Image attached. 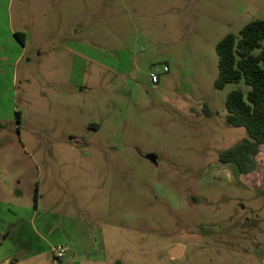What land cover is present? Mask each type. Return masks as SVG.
Instances as JSON below:
<instances>
[{"label": "rangeland", "instance_id": "obj_1", "mask_svg": "<svg viewBox=\"0 0 264 264\" xmlns=\"http://www.w3.org/2000/svg\"><path fill=\"white\" fill-rule=\"evenodd\" d=\"M0 17V41L8 20L25 34L0 74V264H259L260 169L218 160L247 136L226 97L250 88L214 82L217 42L264 0H9Z\"/></svg>", "mask_w": 264, "mask_h": 264}, {"label": "trees", "instance_id": "obj_2", "mask_svg": "<svg viewBox=\"0 0 264 264\" xmlns=\"http://www.w3.org/2000/svg\"><path fill=\"white\" fill-rule=\"evenodd\" d=\"M14 36L24 43V33L14 32ZM215 52L218 58L215 88L222 89L228 83L239 81L250 88L246 94L233 90L226 97L227 122L244 128L247 136L218 156L220 162L235 163L239 174H247L254 170L255 156L264 144V20L246 23L237 36L225 35L217 42ZM207 115L211 113L207 111ZM113 264L122 262L116 260Z\"/></svg>", "mask_w": 264, "mask_h": 264}, {"label": "crops", "instance_id": "obj_3", "mask_svg": "<svg viewBox=\"0 0 264 264\" xmlns=\"http://www.w3.org/2000/svg\"><path fill=\"white\" fill-rule=\"evenodd\" d=\"M9 0H0V10H7ZM3 17H0V24H3L4 21H2ZM8 20V18H7ZM7 27L9 31V35H13V37L7 38L6 40H1L0 41V74L4 73L1 69L4 68L6 70L11 69L16 63H18L23 57V51H24V43H25V38H24V43L21 44L17 38L14 36V32H19V31H12L10 27L9 20L7 21ZM6 74L8 72H5ZM2 83H0V88L2 87ZM255 168L260 169L253 178V181H255V187L257 190L261 189L260 187L264 186V144L260 146L258 154L255 156ZM253 170V171H254ZM252 172V171H251ZM249 172V173H251ZM247 173V174H249ZM240 175H246V174H240ZM257 176V177H256ZM1 235V233H0ZM4 239H1L0 246L2 245V241ZM184 247L181 249L179 256L183 252ZM261 261L259 264H264V257L260 259ZM2 264H11L5 260Z\"/></svg>", "mask_w": 264, "mask_h": 264}, {"label": "built area", "instance_id": "obj_4", "mask_svg": "<svg viewBox=\"0 0 264 264\" xmlns=\"http://www.w3.org/2000/svg\"><path fill=\"white\" fill-rule=\"evenodd\" d=\"M164 71L166 70V67H164L163 69ZM150 79L153 83H157V75L151 73L150 74ZM52 253H53V256L57 259H61L64 257L65 255V249L62 248V247H57V248H52Z\"/></svg>", "mask_w": 264, "mask_h": 264}, {"label": "water", "instance_id": "obj_5", "mask_svg": "<svg viewBox=\"0 0 264 264\" xmlns=\"http://www.w3.org/2000/svg\"><path fill=\"white\" fill-rule=\"evenodd\" d=\"M146 158L148 160H150L151 162L155 163V156L154 155L149 154L146 156ZM2 239H4V237H2ZM182 248L183 247L180 245H177V246H174L173 248H171L168 252L170 257H174V258L178 257Z\"/></svg>", "mask_w": 264, "mask_h": 264}]
</instances>
